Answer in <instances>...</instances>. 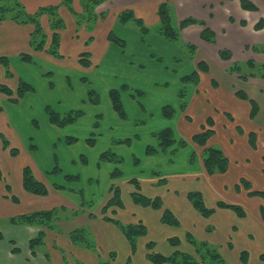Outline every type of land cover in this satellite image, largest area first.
I'll list each match as a JSON object with an SVG mask.
<instances>
[{
  "label": "rangeland",
  "instance_id": "1",
  "mask_svg": "<svg viewBox=\"0 0 264 264\" xmlns=\"http://www.w3.org/2000/svg\"><path fill=\"white\" fill-rule=\"evenodd\" d=\"M135 16L137 18H142L136 14ZM58 17H60L64 23L66 22L60 14ZM79 17V14L75 15L78 32L84 25L77 24ZM48 18L50 21L51 33L43 23V18L40 20V24L49 40L53 31L51 26L53 19L50 17ZM66 24L67 23H65L63 29L67 27ZM129 24L128 30L122 32V34H128L125 38L127 40V45L121 47L117 43H114L120 54L115 53V50L111 52V55L118 54L117 56L119 57H125L128 62L127 68L129 71L124 70L123 58L120 59L119 57H117L113 63L115 69H117L116 74L96 73L89 74L88 76L80 74L77 71L66 76L65 74H61L60 71L57 72L49 67L38 65L39 67L37 69L39 70V74L34 78L31 75L33 74L31 66L28 62L21 59V54L19 56L10 57L4 54L9 58L10 65L6 67L0 64V86L6 85L14 92L12 97H9L0 91V193H3L5 188L8 195H17L18 197H16L20 199L18 203L13 202L16 204L13 205L14 208L9 209L17 212L19 206H21V208L26 206L25 200L19 195V188L22 187V169L25 166L31 165L30 167L34 175L37 172L30 160V156H32L39 165L40 170L45 174L49 183L53 186L54 183L64 184L69 188L66 190L70 192L68 194L74 197L80 196L81 201L84 199L82 202L85 203V205L78 210L81 214L84 212L82 211L83 208L91 209L99 213L106 223L114 225L120 231L121 228L116 224L128 225L132 222L137 223L141 220L147 226V234L136 238V249L133 254L131 251V255H126L127 247L124 238L120 239L117 235V237L111 241V246L115 249L111 251L114 252V257L110 256L111 252H108L98 244L95 233L88 225L78 227L77 229L83 230L85 236V241L78 243L83 247L87 246L86 243L90 244L91 250L98 256L96 264L104 262H110L111 264H153L146 258V244L149 241L155 243L154 251L164 253V255H170L176 249L192 255L195 254V248L186 240L187 234L191 233V231L188 232L184 226V216L178 212H174L180 220L178 226H170L163 223L164 227L159 225L160 222H158L156 217L162 215L163 209L168 207V197L161 189L163 186L149 188L146 185H144V187L141 185L142 192L147 196H159L162 198L163 208L153 209L151 207H142L132 201L130 193L135 190V187L129 181L134 177L138 178L142 170L146 174L150 173L148 170L149 157L168 156L162 163V166L157 167V171L161 172V175H164V177L167 172H186V175L190 168L195 167L198 169L199 160H196V156L202 151L200 146L189 143L187 146L180 147L178 145L179 143H175V145L170 147L166 152L160 150L155 155H148L146 153L147 147H158L159 141L154 136H151L152 143L146 142L147 136L144 132V127L146 126L149 127V133L158 132L169 127L175 129L177 126L179 135L182 138L189 139L193 133L200 129V123L203 120H201L196 113H194V121L190 123L181 120V112L179 111V106L182 101L180 91L185 90V97L189 99L193 90L192 84L188 86L185 85L181 81V77L193 71V66H195V61L197 60V54L194 58L185 57L190 53L188 47L191 46L186 47V43H183L181 40L170 41L165 39L159 32V28H150L148 33L140 34L141 28L139 24L135 21H130ZM97 26L98 23L96 22L90 30L95 31ZM63 29L60 30V34ZM133 29L140 35H131ZM117 33H119L118 30ZM92 42H90V44ZM1 50H3V48L0 45V52L3 53ZM83 52H88V55L80 54L79 59L88 56L91 62L93 59L92 52H90L89 49H85ZM59 53L61 54V48H59ZM59 58L62 59L63 57L61 56ZM257 63L263 62L257 61ZM80 64L87 67L81 62ZM239 64L243 67L245 63ZM35 65L36 64L33 63V66ZM145 74L147 76L146 80L144 79ZM20 80L33 84L36 88L32 92L26 93L22 99L17 97ZM108 85L114 86L116 89L120 90L121 99L125 111L128 114L126 119H122L116 112V116H119L117 119L119 120L120 118L121 121L124 120V122L114 121V124H109L110 126H107L105 122L107 118L109 121L112 120V116L108 114V111H105V114L96 111L105 107L104 101L106 99L103 91L107 89ZM204 85L207 86V83L204 82ZM90 91L98 93L100 97V102L98 104L91 101ZM81 93L83 96L86 95V97L78 103L76 102V98ZM176 93L179 94V102H177ZM58 101H62L63 103H59ZM164 102L165 105L171 104L175 107L177 112L174 117L167 118L163 115L164 117L159 119L158 114L162 115L160 109H162L161 104ZM47 106H50L55 111H59L62 114L72 111L70 109L82 110L84 112V115L75 123L66 127L62 128L53 125L55 128L57 127L56 129L58 130V133H53L56 136L54 139L55 146L50 142V132H52V129L49 128V125L44 124V119H48L49 121L46 110ZM161 122H165L166 124L161 125ZM238 122L246 131H251L253 129L252 121L249 120L248 117L238 115ZM49 124L51 123L49 122ZM258 131L260 130H257V132ZM136 133L141 135L139 139L135 136ZM67 137H75L78 141L76 143L67 144ZM91 138L95 139V144L93 146L87 142V140ZM126 139L131 140L130 144L120 143L121 140L123 141ZM214 143V147L221 148L223 146L221 142ZM228 144L231 148L236 147L239 149L236 150V154H230L226 148L233 162H237L243 157L247 159L248 155H250L248 158L249 165L246 163L247 167L239 168V166L234 167L236 165L234 164L226 175L224 173V175H219V179H215L218 185L225 182L227 189L214 188L215 191L208 189L201 190V188L197 189L195 186L188 189L201 191L209 207H214L218 200L234 203H236V201L237 203L241 201L245 202L249 209L250 222H248L249 219L243 220L244 222L241 221V217L234 211L232 212V218H226L225 221L223 220L221 222L219 221L217 209L213 215L206 218L208 222L206 227L207 232L201 231L202 235H210L213 241L206 240L201 242H208L210 245L216 244L213 246L216 249L215 252L222 256L225 260V264H243L240 260V255L244 251L249 253V261L247 264H264V261H260L259 258L260 254L264 253V222L261 220L259 212V208L264 205V198H250L248 195L244 197L243 194H240L236 189V183H239L241 177H245L251 182L253 189L264 190V153H260L258 150L259 148L261 150V146L258 143L256 152L244 148L243 143ZM262 148L264 150V145H262ZM13 149L16 150L17 154H12ZM106 151L116 153L120 156L119 158H121V161L110 162L103 160L101 154ZM238 151L242 152V154H238ZM160 152L163 153L158 155ZM250 152L255 153V156L251 155ZM194 154L196 156L194 161H192ZM56 165L61 168L60 173L52 172ZM5 168L7 170L9 169L7 175H5ZM116 169L122 170L123 174L120 177L113 178L111 174ZM68 174L79 175L80 180L67 181L65 176ZM202 182L203 181L197 182V184L201 185ZM7 184L10 185V189H6ZM113 185L120 186L125 207L120 210V212L118 211L119 213H112L109 210L106 215L112 216L119 223L106 221L102 213L103 203L108 198V190ZM71 188L75 190L72 191L70 190ZM183 191L184 190H180V197ZM244 192L248 194L246 190H244ZM2 199L7 200L9 198L4 197ZM9 200L12 201L11 199ZM9 209L7 214L2 211L0 212V219L3 221L1 226L16 228V226L7 221L9 216H16L18 214L13 212V215H11L12 211ZM245 209H247V207ZM130 210H132L131 213H129ZM254 210L255 220L252 218ZM73 212H75V210L70 208L65 209L62 215L71 217ZM75 217H71V219L63 218V220L69 219L68 222H70ZM95 217L96 215L92 218ZM256 221L260 222L258 228L256 227ZM254 224V235H247V232L251 230ZM74 225L75 223L62 224L57 227V232L64 233L68 228ZM236 226L238 228H236ZM170 237H178L180 239V244L171 246L168 242V238ZM194 237L199 241L198 236L195 235ZM2 240L3 239H0V241ZM11 244L13 246V252L14 249L19 252L16 243L11 241ZM43 248L45 252H49L50 250V248L45 245ZM129 257L131 258L129 259ZM66 259L69 264H87L84 263L82 258L76 253L66 252Z\"/></svg>",
  "mask_w": 264,
  "mask_h": 264
},
{
  "label": "crops",
  "instance_id": "2",
  "mask_svg": "<svg viewBox=\"0 0 264 264\" xmlns=\"http://www.w3.org/2000/svg\"><path fill=\"white\" fill-rule=\"evenodd\" d=\"M20 1L25 7V10L29 13H35L39 9L44 7L59 6L60 8L58 12L65 19V23H67V27L61 31L60 48L61 56L63 57L61 59L54 57L46 50L35 51L31 48L30 38L31 33L34 30L33 25L18 24L11 20L0 22V45L3 48V50H1L3 53L0 52V54H6L10 57L19 56L20 54L25 52L30 53L33 57V63L36 64L35 66H33V63H29L33 72V74L31 75L36 78L39 74V70L37 69L39 67L38 65L49 67L57 72L60 71L61 74H65L66 76L68 74L70 75L75 73V71L79 72L80 74H85L86 76L96 73L116 74L117 69H115L113 63L117 59V57H119L117 55L120 53L116 45L114 44L115 42H111L108 38V35L110 31H114L116 34L118 30L119 33H117L116 35L124 39L127 44V40L125 38L128 34H122V32L127 31L128 25H130L129 23L125 26L118 25L117 15L125 9H132L136 15L142 17L143 21H145V25L147 24L146 26L148 27L149 31L150 28L160 29L161 22L158 15V8L160 4L165 0H108L99 5L96 9L97 13L100 16L97 20V29L95 31H91L89 29V26L87 24H84L79 32L76 26L75 15H73L69 8L62 5V0ZM252 1L257 6V11H249L244 9L241 5L240 0H168L173 14L174 25L176 27L179 26L181 20L187 17H194L195 19L203 21L206 26L209 27L216 35V42L214 44H211L201 38V33L204 27L200 24L190 25L180 31L179 40H181L183 43H186V47L188 45L194 46V50H192L191 47H188L190 53H188L185 57L194 58L197 54V60L195 61V66H193L192 72L198 70L197 63L201 61H204L207 64L209 71L204 72L198 70V83L185 84L187 86L192 84L193 90L189 99L185 97L184 101L187 105L186 110H181V107L179 106V111L181 112V120L192 123L194 121V113H196L198 117L203 120L200 123V129H198L195 133L202 130V127L206 125L208 118L213 119L215 134L208 141V145L214 146V142H221V144H223L221 148L230 161L229 170L225 173V175L231 170L234 164H236L234 167H247L246 163L249 165L248 158L250 156L248 155L247 159L243 157L240 158L237 162H233L227 152V149L230 154H236V150L238 148H231L228 143H243L244 148L249 149V151L256 152V150H254L250 146L248 141V133L250 131H246L244 127L239 124L238 115L242 117H248L249 120L252 121L253 129L251 131L257 133L258 144L261 146V150L260 148L258 150L260 151V153H264V150L262 148V145H264V78L252 76H246L247 78L242 77V75L244 74L251 73V69H249V67L247 66V62L259 61L264 63V52H255L253 50V47L255 46L264 45V27L260 30L255 29V26L259 22L260 18H264V0ZM72 2L75 11L81 13L83 9L81 7L80 0H72ZM42 18L44 19L43 23L51 33L50 21L48 16L44 15ZM140 34H142V32H140ZM140 34L135 29L131 31V35L139 36ZM91 37H93V42L89 40ZM87 42L88 45H86ZM90 42L92 43L90 44ZM85 49H89L93 54L91 65L88 67L82 66L79 62V56ZM222 49H228L231 51L233 55L231 60H223L220 57L219 52ZM114 50L115 53L118 54L111 55V52ZM119 58H123L124 70L129 71V69L127 68L128 62L125 57L120 56ZM235 63H245L243 67L241 66V74L232 72L230 70V67ZM144 79H147L146 74L144 76ZM204 82L207 83V86L204 85ZM113 88L115 87L108 85L107 89H104L103 93L105 94L106 99L104 101L105 107L103 109L96 110L103 114H105V111H108V114L112 116L111 121H109L108 118L105 120L107 126H110L109 124H114V121L124 122V120L121 121L120 118L119 120L117 119V117L119 116H116V111L114 110L110 99V90ZM239 90L245 91L250 99H253L258 103L259 113L254 120L250 118L252 109L251 102L249 100H243L238 97L236 93ZM85 97L86 95L83 96L82 93L79 94L76 98V102L79 103ZM176 97L178 99L177 102H179L178 93H176ZM58 102L63 103L62 101ZM161 106V108H163V106H165V102L161 104ZM160 113H162V109H160ZM227 115H231L234 120L227 117ZM158 117L159 119H162L164 117L163 113L162 115L158 114ZM44 124L49 125V128L52 129V132H50V142L53 146H55L54 139L56 136L53 133H58V130L56 129L57 127L55 128V126L49 124L48 119H44ZM164 124L166 123L161 122V125ZM237 125L243 127L245 131L244 134L238 133L236 129ZM148 128V126L144 127V132L147 136L146 142L152 143L151 136L153 137V134L156 131L149 133ZM172 129L175 132L177 140L185 139L189 142L193 134H195L193 133L189 139L182 138L178 133L177 126L175 127V129ZM257 130L260 131L257 132ZM135 136H137V139L141 137L139 133H136ZM202 151L198 153V156H196V160H199L198 169L192 167L187 171L186 175V172H167L165 173V177L164 175L162 176V173L157 171V167L162 166V163L168 157L163 155L159 157H149L148 170L150 173L146 174L142 170L138 175V178H134H137L140 181L142 187H144V185L148 186L149 188H153L154 186H163V188L161 189L168 197L167 208L184 216V226L186 230L188 232L191 231V233L193 232L196 236H198L199 241H213V239L211 240L210 235H202L201 233V231L207 232L206 227L208 225V222L206 221L205 217H203L195 210L192 203L188 200L187 194L189 191H192L188 188L195 186V188L197 189L201 188V190L208 189L215 191L214 188L227 189V185L225 184V182H223L221 185H218L215 181V179H219V175L224 174L218 173L210 176L206 173L201 159ZM162 153L163 152H160L158 155H161ZM238 154H242V152L238 151ZM250 154L255 156V153L250 152ZM30 160L37 170V172L35 173L36 178L44 182L48 186L49 194L44 197L31 194L25 191L22 185V187L19 188V195H21L25 200L26 206L22 208L21 206H19L18 211L15 212L9 208H14L13 205L16 204H14L13 201H10L9 199H2L5 197V195H7L4 188V192L0 193V212L2 211L7 214V211L9 209L12 211L11 215H13V212L19 215L37 210H49L57 206H64L65 209L70 208L75 211H78L82 208V201L80 196H71L70 194H68L70 192L66 191L68 189H55L54 186L49 183L48 179L45 177V174L40 170L39 165L34 160V158H32V156H30ZM5 170V175H7L9 173V169L7 170L5 168ZM155 173H158L161 178L166 179L167 184L160 185V178L156 177ZM201 181H203L202 184L198 185L197 182ZM237 184L238 183H236V186ZM180 190H184L181 197ZM110 191L111 187L108 190V198L106 197V201L112 196V193H110ZM239 193L243 194L244 197L247 196L244 190ZM106 201H104L103 206ZM238 204L242 205L244 208L247 207V209H245L247 212V216L246 218H241V221L249 219L250 213L246 203L241 201ZM82 211L84 212L82 214L79 212L78 216L72 219V221L70 222H68V220L71 219V217L69 218L67 216H64V218L69 219H62L58 221L55 225V230H46L45 246H48L50 250L49 252H45L43 251L44 248L41 247L37 249L35 255H33L29 247V241L38 235L41 230L40 227L14 225L16 226V228H12L9 226L0 225V233L4 237L3 240L0 241V264H69L65 262L66 252L76 253L80 258H82V261L84 263L96 264L98 256L93 252V250H91V247H83L79 244H74L70 237L71 233L74 230H76L78 227H83L86 225H88L95 233L98 244H100L108 252L115 250L113 249V246H111V241L118 235L120 239L124 238L127 247L126 255H131L129 242L127 241L122 231L117 229L114 225L106 223L101 218L99 213L92 211L91 209L84 208L82 209ZM131 212L132 210H130L129 213ZM232 212L233 211L227 209H218L217 213H219V221L222 222L223 220L225 221L226 218H232ZM253 213L254 215L252 216V218L255 220V210ZM91 214L96 215V217L92 218ZM156 218L158 222L161 223V215L157 216ZM248 222H250V219ZM72 223H75V225L68 228L66 232H57L58 226H61L62 224ZM160 223L159 225L161 227H164L163 224ZM256 224V227L258 228L260 222L256 221ZM236 228L238 227L236 226ZM249 232H247V235H254L255 224ZM193 233L192 235H194ZM11 241L16 243L19 252H13Z\"/></svg>",
  "mask_w": 264,
  "mask_h": 264
},
{
  "label": "trees",
  "instance_id": "3",
  "mask_svg": "<svg viewBox=\"0 0 264 264\" xmlns=\"http://www.w3.org/2000/svg\"><path fill=\"white\" fill-rule=\"evenodd\" d=\"M108 0H80L82 12L79 13L75 11L73 7L72 0H62V5L69 8V10L73 13V15L79 14V25L87 24L89 26V29H92L93 25L97 22L99 19V14L97 13L96 9L99 5L106 2ZM241 5L244 9L249 11H257V6L253 3L252 0H240ZM59 6H50V7H44L39 9L35 13H29L25 10V7L21 3L20 0H0V22L11 20L18 24L23 25H33L34 30L31 33L30 38V45L31 48L35 51H47L49 54L53 55L54 57H61V54L59 53V48L61 46V34L60 30L63 29L65 26L64 21L58 17L59 16ZM46 15L53 19L52 26V35L49 40L47 39V35L45 31L43 30L40 20L41 18ZM158 15L161 22V28L159 32L163 35V37L170 41H177L179 40L180 31L190 25L194 24H200L202 25L203 31L201 33V38L205 40L208 43L214 44L216 42V35L215 33L206 26V24L198 19H195L194 17H187L180 21L179 26L176 27L174 25V19L173 14L171 11V7L169 5L168 0L163 1L159 8H158ZM130 21H135L137 24L140 25L141 32L143 34L148 33L149 29L147 26H145L144 21L142 18H137L135 16V13L132 9H125L121 11L117 15V24L120 26L127 25ZM264 27V18H260L259 22L256 24L255 29L260 30ZM108 38L111 42L117 43L121 47H125L126 41L120 37H118L114 31H110ZM89 40H93V37H91ZM49 41V45H48ZM88 44V42L86 43ZM191 46L192 50H194V46ZM253 50L255 52H264V45L262 46H255L253 47ZM220 57L223 60H231L233 55L230 50L228 49H222L219 52ZM81 55H88V52H83ZM21 59L32 63L33 57L29 53H23L21 54ZM80 62L85 66H90L91 62L87 57H83L80 59ZM0 64L3 66L8 67L10 65L9 58L5 55H0ZM247 66L249 69H251L250 74H244L242 75L243 78H247L246 76H252V77H261L264 78V63H257L254 61L247 62ZM197 69L199 71L208 72L209 69L207 67V64L204 61L197 63ZM194 71L191 74H187L181 77V81L184 84L187 83H194L197 84L199 81V71ZM230 70L232 72L236 73H242L241 65L239 63H235L230 67ZM216 83V82H215ZM35 88L32 84L25 82L23 80H20L19 87L17 90V97L19 99H22L26 93L34 91ZM0 91L5 93L7 96L12 97L14 94L13 90L9 88L6 85L0 86ZM237 96L240 97L243 100H249L251 102V113L250 118L254 120L258 113H259V105L258 103L250 99L248 94L245 91L239 90L237 91ZM91 101L93 103L98 104L100 102V97L98 93L95 91H90ZM180 97H181V110H186V102L185 100V90L180 91ZM110 99L113 105L114 110L117 112V114L122 118H127V113L125 111L122 99H121V92L119 89L113 88L110 90ZM15 100V99H11ZM1 110V108H0ZM47 114L49 117V122L52 125H55L57 127H66L70 124L75 123L81 116L84 115V112L82 110H72L67 112L66 114H62L58 111H55L50 106H47ZM162 113L167 118L174 117L176 113V109L172 105H165L162 108ZM227 117L231 118L233 117L231 115H227ZM238 133L244 134L245 131L242 126L237 125L236 127ZM215 134L214 130V121L211 118L207 119L206 125L202 127V130L200 132H197L193 134L189 142H192L196 144L197 146H200L202 148V163L203 167L206 171V173L210 176L214 174H224L229 170V158L226 156L224 151L219 147H214L208 145V141L213 137ZM153 136L159 141L158 147L148 146L146 149V153L148 155H155L160 150L163 152H166L170 147L175 145V143H179L178 145L180 147H184L188 145V140L181 139L177 140L175 132L172 128H165L158 132H155ZM95 139L91 138L88 139L87 142L90 143V145L95 144ZM78 141L75 137H67V144L76 143ZM248 141L250 146L257 150L258 146V135L254 131H250L248 133ZM131 140H121L120 143H126L130 144ZM12 154H17L16 150H12ZM195 154L193 155L192 161H194ZM116 153L106 151L101 154V158L106 161H121V158H119ZM61 168L56 165L54 169L52 170L53 173H60ZM123 172L120 169H116L112 172V177H120L122 176ZM156 176H158L159 184L164 185L167 183L166 179L161 178V176L158 173H155ZM1 176V172H0ZM65 179L67 181H78L80 180L79 175H66ZM130 183L133 184L135 187V190L131 193L132 201L135 204H139L142 207H151L153 209H159L163 208V200L161 197H149L146 194L142 192V187L137 178H132L130 180ZM22 185L25 191L39 195V196H47L49 194V188L48 186L38 180L31 167L25 166L22 169ZM10 189V185H6V189ZM54 188L58 190H65L69 189L64 184L60 183H54ZM236 189L238 192H240L242 189L247 191V195L249 197H263L264 198V190H256L253 189L251 182L245 178L241 177L239 180V183L236 186ZM70 190L74 191L75 189L71 188ZM111 193L112 196L106 201L102 208V213L104 214V219L109 222L117 223L118 221L115 220L111 216H107L106 214L110 210L112 213H117L118 211L122 210L125 205L122 199V191L120 186L113 185L111 186ZM5 197H8L13 202L18 203L19 199L16 196L13 195H5ZM188 200L192 203L195 210L200 213L203 217L208 218L209 216L213 215L217 209H229L234 211L239 217L245 218L247 216V212L245 208L238 204V203H232L225 200H218L216 205L214 207H209L204 199V195L199 190H192L189 191L187 194ZM84 201V199H82ZM85 203L82 202L81 206L83 207ZM65 211L64 206L62 207H54L49 210H37L30 213H24L19 214L16 216H11L8 219V223L12 225H24V226H37L40 227L41 230L38 233L37 236L32 238L29 241V247L33 253V255L36 254L37 249L43 247L45 245V239H46V230H53L55 228V225L58 221L62 220L64 216L62 215V212ZM79 212L75 211L72 213L71 217L78 216ZM260 214L262 217V220L264 221V206L262 205L260 207ZM70 217V216H69ZM91 217H94L93 214H91ZM161 223L170 225V226H178L180 224V220L177 218V216L174 214L173 211H171L168 208L163 209V213L160 218ZM3 223V221L0 219V225ZM119 223V222H118ZM119 225L121 228V231L125 235L126 239L128 240L132 254L135 252L137 241L136 238L139 236H145L147 234V226L139 220L137 223H131L128 225ZM71 240L74 244H79L78 242L85 241V236L83 234L82 229H76L71 233ZM0 239H3L2 234H0ZM186 240L195 248V254L192 255L190 253L183 252L181 250L176 249L172 254L170 255H164L161 252L154 251V245L155 243L153 241H149L146 244V258L150 260L153 264H225V260L222 258L221 255H219L216 251V249L213 247L215 245H210L208 242H199L196 240V238L192 235V233L187 234ZM168 242L171 246H177L180 244V239L178 237H170L168 238ZM84 244V243H83ZM88 247H90L89 243H86ZM18 250L14 249V252H17ZM111 257H114V252L110 253ZM131 257H129L130 259ZM260 261H264V253L260 254L259 256ZM128 259V261H129ZM240 260L243 264H247L249 261V253L247 251H244L240 255ZM65 262H67V259L65 257ZM101 264H111L110 262H104Z\"/></svg>",
  "mask_w": 264,
  "mask_h": 264
}]
</instances>
